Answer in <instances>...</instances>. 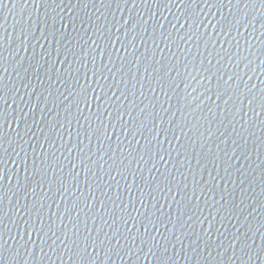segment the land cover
<instances>
[{
    "label": "water",
    "instance_id": "1",
    "mask_svg": "<svg viewBox=\"0 0 264 264\" xmlns=\"http://www.w3.org/2000/svg\"><path fill=\"white\" fill-rule=\"evenodd\" d=\"M0 264H264V0H0Z\"/></svg>",
    "mask_w": 264,
    "mask_h": 264
}]
</instances>
